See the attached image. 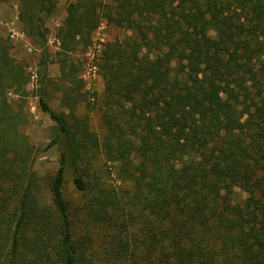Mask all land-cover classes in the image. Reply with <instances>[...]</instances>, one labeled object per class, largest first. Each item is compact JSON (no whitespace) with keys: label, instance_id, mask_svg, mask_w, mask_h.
<instances>
[{"label":"trees","instance_id":"16d2710c","mask_svg":"<svg viewBox=\"0 0 264 264\" xmlns=\"http://www.w3.org/2000/svg\"><path fill=\"white\" fill-rule=\"evenodd\" d=\"M13 1L41 51L39 108L55 126L43 147L22 131L31 76L0 34V264H91L68 177L105 230L107 264H264V0H71L65 81L77 82L69 53L102 22L132 31L101 50L104 140L74 113L83 93H66L69 113L48 100L45 19L58 0H0ZM53 147L59 167L45 186L35 164ZM97 152L132 192L92 173Z\"/></svg>","mask_w":264,"mask_h":264},{"label":"rangeland","instance_id":"374dc122","mask_svg":"<svg viewBox=\"0 0 264 264\" xmlns=\"http://www.w3.org/2000/svg\"><path fill=\"white\" fill-rule=\"evenodd\" d=\"M71 0H58L55 12L46 17L47 44L50 53L48 68V100L59 112L69 113L71 110L64 106L63 98L66 93L77 95L84 94L86 102L77 104L74 113L78 117H86L92 131L97 133L101 140L107 135V129L103 123L101 112V100L104 91V80L98 68L101 50L104 44L115 40H124L132 34V31L109 24L107 21L101 23L93 33L91 43L86 46L81 41L77 47L69 53L68 60L75 64L77 69V82L69 83L63 79L61 72V59L63 52L59 31L67 15V5ZM108 2L110 0H103ZM19 4L13 2H0V34L13 46V55L23 63L30 73L29 91L27 97V110L30 114V123L22 127L30 141L43 147L52 137L55 122L39 108L37 89L39 87L38 63L41 51L23 32L19 21ZM81 79V81H80ZM81 86V87H80ZM17 98V95H11ZM59 167V152L56 147L44 152L35 164V169L42 179V183L48 186L51 178L56 174ZM92 173L107 186L115 187L120 191H133L134 185L130 181H122L117 176L116 166L108 162L101 152L96 153L93 159ZM66 198L69 201L73 214L77 219L76 224L80 234L89 235L92 239L91 248L87 255L91 258V264H107L102 257L103 243L105 241V230L98 224L88 220L84 210L85 196L79 191L72 178L68 177L65 186ZM245 196L237 191L238 199Z\"/></svg>","mask_w":264,"mask_h":264}]
</instances>
